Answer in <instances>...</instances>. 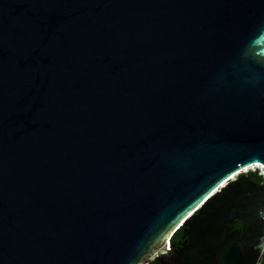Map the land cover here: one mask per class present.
<instances>
[{
    "label": "water",
    "instance_id": "obj_1",
    "mask_svg": "<svg viewBox=\"0 0 264 264\" xmlns=\"http://www.w3.org/2000/svg\"><path fill=\"white\" fill-rule=\"evenodd\" d=\"M255 165L264 0H0V264H264Z\"/></svg>",
    "mask_w": 264,
    "mask_h": 264
},
{
    "label": "built area",
    "instance_id": "obj_2",
    "mask_svg": "<svg viewBox=\"0 0 264 264\" xmlns=\"http://www.w3.org/2000/svg\"><path fill=\"white\" fill-rule=\"evenodd\" d=\"M246 172L257 173L259 176L264 178V168L259 165L251 166L245 169Z\"/></svg>",
    "mask_w": 264,
    "mask_h": 264
},
{
    "label": "trees",
    "instance_id": "obj_3",
    "mask_svg": "<svg viewBox=\"0 0 264 264\" xmlns=\"http://www.w3.org/2000/svg\"><path fill=\"white\" fill-rule=\"evenodd\" d=\"M254 174H256V175H257V177H260V176H259L257 173H255V172H254ZM261 179H263V178L261 177Z\"/></svg>",
    "mask_w": 264,
    "mask_h": 264
},
{
    "label": "bare ground",
    "instance_id": "obj_4",
    "mask_svg": "<svg viewBox=\"0 0 264 264\" xmlns=\"http://www.w3.org/2000/svg\"><path fill=\"white\" fill-rule=\"evenodd\" d=\"M243 172V171H242Z\"/></svg>",
    "mask_w": 264,
    "mask_h": 264
}]
</instances>
